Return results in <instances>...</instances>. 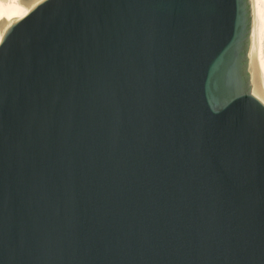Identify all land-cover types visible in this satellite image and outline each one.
<instances>
[{
	"label": "water",
	"instance_id": "obj_1",
	"mask_svg": "<svg viewBox=\"0 0 264 264\" xmlns=\"http://www.w3.org/2000/svg\"><path fill=\"white\" fill-rule=\"evenodd\" d=\"M253 0H41L0 41V264H264Z\"/></svg>",
	"mask_w": 264,
	"mask_h": 264
},
{
	"label": "bare ground",
	"instance_id": "obj_2",
	"mask_svg": "<svg viewBox=\"0 0 264 264\" xmlns=\"http://www.w3.org/2000/svg\"><path fill=\"white\" fill-rule=\"evenodd\" d=\"M41 0H0V41L6 28ZM254 11L249 44V83L264 104V0H253Z\"/></svg>",
	"mask_w": 264,
	"mask_h": 264
}]
</instances>
